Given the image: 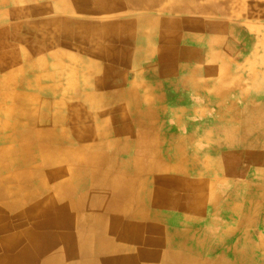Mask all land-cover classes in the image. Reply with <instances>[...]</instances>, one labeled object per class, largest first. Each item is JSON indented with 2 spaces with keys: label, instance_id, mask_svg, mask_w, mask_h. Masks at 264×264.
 I'll return each instance as SVG.
<instances>
[{
  "label": "crops",
  "instance_id": "1",
  "mask_svg": "<svg viewBox=\"0 0 264 264\" xmlns=\"http://www.w3.org/2000/svg\"><path fill=\"white\" fill-rule=\"evenodd\" d=\"M250 30L261 0H0V264L63 217L89 264H147L156 243L201 264L247 253L206 259L228 204L251 214L249 165L217 145L232 149L234 118L216 111L235 105L228 60Z\"/></svg>",
  "mask_w": 264,
  "mask_h": 264
},
{
  "label": "rangeland",
  "instance_id": "2",
  "mask_svg": "<svg viewBox=\"0 0 264 264\" xmlns=\"http://www.w3.org/2000/svg\"><path fill=\"white\" fill-rule=\"evenodd\" d=\"M242 37L245 38V35H235V38ZM259 38L260 42H257ZM236 49L234 57L228 60L229 72H227L228 82L233 88L231 93H233L235 105L218 107L216 110L219 115H232L234 118L233 145L232 149L230 148V143L226 146L225 144L218 143L217 145H221L223 149H226L224 151L233 153L234 163L238 164L239 167L242 163L246 164L245 166L249 165L250 186L248 191L250 204L246 202V206L250 205L251 214L249 215V224L246 221L243 224H239L237 217H241L242 214L240 200L238 202L235 200L233 204H228L233 207L234 211L232 213L235 216L231 220L225 221V215L223 218L225 225L222 227L221 224H217V227L212 226V229L217 231L212 232L213 235H211V239L213 240L211 246L214 250L206 259L214 261L217 258L216 260H218L222 255H226L224 251L226 250L225 247H230L231 245L241 247L243 244L244 246L248 245L247 253L255 257L254 263H258L256 257L259 256L258 258H261V245L264 247V0H261V31L250 30L248 39H244L241 44L239 42ZM245 102H248V104L245 106L240 105ZM247 119L248 122L245 121ZM218 126V136L216 138L219 139L218 141L222 139L225 141V132L230 130L231 124L228 123L226 125V123L221 122ZM220 156V153H218L216 157L219 159ZM248 191L247 187H245L244 195H247ZM238 196V199H240L241 190L238 192ZM16 207L18 208V206ZM16 207L12 204H7L9 211H16ZM5 217L2 218L9 219L7 216ZM63 218L61 221H63ZM3 219L0 218V220ZM8 221L12 220L9 219ZM29 227L25 228L28 230ZM44 227L45 232L49 233L46 235L47 238L57 241L58 229L52 226L53 229L48 228V226ZM230 229H233L234 232L236 231L237 234L225 236V233L230 231ZM242 232L243 234H241ZM82 236L84 237L85 235ZM216 237L217 240H215ZM53 246L59 247L56 242ZM245 248L243 252H246ZM200 261L197 260L196 262L200 264ZM240 262L239 257L233 255L231 261L224 264H240Z\"/></svg>",
  "mask_w": 264,
  "mask_h": 264
},
{
  "label": "bare ground",
  "instance_id": "3",
  "mask_svg": "<svg viewBox=\"0 0 264 264\" xmlns=\"http://www.w3.org/2000/svg\"><path fill=\"white\" fill-rule=\"evenodd\" d=\"M52 28V27H51ZM57 28V27H56ZM223 87V85H222ZM222 89V88H220ZM257 123V122H256ZM263 126V125H262ZM258 127V126H257ZM38 157V156H37ZM98 157V155H97ZM5 160V159H4ZM5 162V161H4ZM36 162V161H35ZM39 163V162H38ZM4 164V163H3ZM36 164V163H34ZM8 166V165H7ZM40 166V165H39ZM38 166V167H39ZM67 167V166H66ZM72 169V168H71ZM74 172V171H73ZM69 173V172H68ZM71 174V173H70ZM58 175V174H57ZM92 175V174H91ZM128 176V175H126ZM66 177V175H65ZM75 177V176H74ZM81 177V176H80ZM56 178V177H55ZM57 179V178H56ZM70 180V179H69ZM75 180V179H74ZM84 180V179H83ZM48 182V181H47ZM50 182V181H49ZM48 182V183H49ZM87 182V181H84ZM83 182V183H84ZM131 182V180L129 181ZM72 183V182H71ZM81 183V182H80ZM119 183V182H118ZM48 185V184H47ZM90 185V184H89ZM88 185V186H89ZM118 185V184H117ZM120 185V184H119ZM125 184H122L124 186ZM87 186V187H88ZM91 186V185H90ZM127 187V185H126ZM78 188V186H77ZM76 188V189H77ZM125 188V187H124ZM121 189V188H120ZM134 191V190H133ZM119 193V192H118ZM126 193V192H125ZM138 193V192H137ZM117 195V194H116ZM112 196V195H111ZM137 196V195H136ZM149 199V198H148ZM159 199V198H158ZM135 200V199H134ZM147 201V200H145ZM55 202V201H54ZM150 202V201H148ZM146 202V203H148ZM116 203V202H115ZM119 203V202H118ZM141 203V202H140ZM155 204V203H154ZM117 205V204H116ZM53 207V205H51ZM121 205H119L120 207ZM151 206V205H150ZM104 207V206H103ZM118 207V208H119ZM129 207V206H128ZM123 208V207H122ZM164 208V207H163ZM51 209V208H50ZM65 209H67V206H65ZM93 209V208H92ZM130 209V208H129ZM159 209V208H158ZM48 210V209H47ZM60 210V209H59ZM101 210V209H100ZM119 210V209H118ZM125 210V209H124ZM128 210V209H127ZM117 211V210H116ZM130 211V210H129ZM64 212V209L62 213ZM47 215L48 214H44ZM124 215V214H123ZM150 215V214H149ZM152 215V214H151ZM91 216V215H90ZM149 217V216H148ZM115 218V217H114ZM160 218V217H159ZM117 219V218H116ZM123 220V219H122ZM139 220V219H138ZM110 221V220H109ZM46 222V220H45ZM48 225V228L53 229L52 227L58 229V240L52 241L51 239L47 238L48 232L43 233V229L45 227L41 226L42 229H36L31 230L27 234H25V238L27 240L26 245L20 249L18 252H16L15 257L10 260L9 264H89L84 262L85 259H90L89 253L91 252V248L89 249L87 246L91 244L89 241V237L82 235L80 236H74L70 233L71 228V220H68L66 218H63V221H59L58 224L56 221L50 220ZM128 222V221H127ZM132 222V221H131ZM135 222V221H134ZM56 223V224H54ZM136 223V222H135ZM127 224V223H126ZM134 224V223H133ZM44 225V224H42ZM56 225V226H54ZM74 225V224H73ZM120 225V223H119ZM119 225L116 227L118 228ZM135 225V224H134ZM141 225V223H140ZM52 226V227H51ZM109 226V225H108ZM111 226V225H110ZM143 226V225H142ZM123 227V226H122ZM135 227V226H134ZM115 229V228H113ZM132 229V228H131ZM134 229V228H133ZM132 229V230H133ZM142 229V227H141ZM117 230V229H116ZM140 231V230H139ZM110 232V231H109ZM131 233V232H130ZM88 234V233H86ZM124 234V233H123ZM126 234V232H125ZM132 234V233H131ZM142 234V232H141ZM109 235V234H108ZM140 236V235H139ZM145 236V235H144ZM165 236V235H164ZM112 237V236H111ZM85 238V242L82 243V239ZM165 238V237H164ZM97 239V238H96ZM116 239V238H115ZM118 239V238H117ZM143 239V238H142ZM133 240V239H132ZM139 240V239H138ZM58 244L59 247H54L53 245ZM128 242V241H127ZM135 242V241H134ZM15 243V242H10ZM116 243V242H115ZM118 243V242H117ZM120 243V242H119ZM15 244H12L10 246H7L5 250L8 248L11 249ZM157 243L155 244L153 250L148 252L149 255V262L147 264H157L159 262L160 264H199L196 261V258L194 255L187 254L183 255L180 253H169L160 251L157 247ZM165 246V245H164ZM2 245H0V252H2L1 249ZM96 248V246H95ZM116 248V247H115ZM165 248V247H164ZM168 248V247H167ZM115 250V249H114ZM138 251V250H137ZM119 257L121 264H142L141 258L139 257V254H137V257L134 259L126 258L124 255V251H115L114 255ZM128 254V253H127ZM234 255H239V258L241 260L240 264H258L254 263L255 258L248 253L244 252H238L234 253ZM132 257V256H131ZM40 260V262H39ZM251 260V261H250ZM93 264V263H90ZM98 264V263H96ZM99 264H101L99 262ZM201 264V263H200Z\"/></svg>",
  "mask_w": 264,
  "mask_h": 264
}]
</instances>
